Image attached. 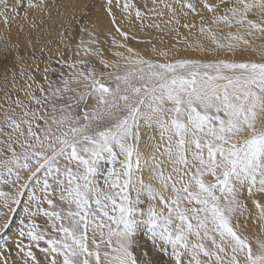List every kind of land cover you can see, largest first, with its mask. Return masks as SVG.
Here are the masks:
<instances>
[{
  "label": "snow or ice",
  "instance_id": "1",
  "mask_svg": "<svg viewBox=\"0 0 264 264\" xmlns=\"http://www.w3.org/2000/svg\"><path fill=\"white\" fill-rule=\"evenodd\" d=\"M31 12L59 23L39 55ZM0 23V264H264V0H0Z\"/></svg>",
  "mask_w": 264,
  "mask_h": 264
},
{
  "label": "bare ground",
  "instance_id": "2",
  "mask_svg": "<svg viewBox=\"0 0 264 264\" xmlns=\"http://www.w3.org/2000/svg\"><path fill=\"white\" fill-rule=\"evenodd\" d=\"M73 2H79V3H84V2H87V0H64L63 1V4H70V3H73ZM31 15L33 16V17H35V18H37V19H43V20H45L46 22L45 23H49V24H52V28H55V30L56 31H58L59 30V23L57 22V23H54L52 20H49L48 19V17H47V15H41V14H37V13H35V12H31ZM53 18H54V20H57L58 18L56 17V13H55V10L53 11ZM39 24V23H38ZM53 24L55 25V26H53ZM15 24H13L12 25V29H13V31H12V33L10 34L11 35V38L12 39H14V40H16V41H14V42H17V41H19L20 43H21V47L22 46H24L25 48H26V41H25V38L23 37V35H19L18 36V28H17V26L15 25ZM48 25V24H47ZM41 26L40 28H39V30H38V32L37 31H33L32 29H30L28 26H25V30L27 31V32H29L30 34H31V39L33 40V44H34V46L36 47V50H39V45H37L36 43H35V41H36V36L39 34L40 36H41V40L42 39H44L46 36H47V34H46V32H45V29L48 27V26ZM0 26H1V28H2V32L4 31V28H5V26L3 25V24H0ZM50 27V26H49ZM183 31V30H182ZM155 32H154V30H151V33H150V36H153V34H154ZM8 34V33H7ZM53 34H54V32H53ZM157 34V33H156ZM161 34H163V33H161ZM9 35V34H8ZM164 35V34H163ZM55 36V35H54ZM48 37H51V36H48ZM56 37V36H55ZM156 37V36H155ZM165 37H167V36H165ZM153 38V37H152ZM52 39H53V37H52ZM55 39V38H54ZM53 39V40H54ZM43 41V40H42ZM176 44V39H169V41H167V43L166 44H161V43H159L158 44V48L157 49H163V50H165V47H168V48H172V46L173 45H175ZM131 46L132 47H135V48H137V49H139L140 51H142L145 55H146V57L147 58H152V59H156L157 57H155V56H153L151 53H150V51H149V49L150 48H146V49H144L140 44H136V43H132L131 44ZM177 47V46H176ZM182 47V46H181ZM196 55L197 54H193V53H184V52H180L179 54H178V56H177V58H185V57H189V58H196ZM250 56L251 55H253V58H257L256 56H255V54H249ZM238 58H246V57H238ZM161 62H163V61H161ZM259 233V228H258V226H255V225H250V227H249V229H248V232H247V234H249V235H253V234H258ZM3 240V239H2Z\"/></svg>",
  "mask_w": 264,
  "mask_h": 264
},
{
  "label": "rangeland",
  "instance_id": "3",
  "mask_svg": "<svg viewBox=\"0 0 264 264\" xmlns=\"http://www.w3.org/2000/svg\"><path fill=\"white\" fill-rule=\"evenodd\" d=\"M63 1L64 0H55V2L56 3H58V4H63ZM54 11V10H53ZM30 15H31V13H30ZM32 16V15H31ZM36 20H37V23H39V21H40V19H37L36 18ZM46 21L44 20V25L46 26L47 24V26L49 27H52V24H49V23H45ZM17 23H22V21H18V22H16V23H14L16 26H17ZM0 24H2V23H0ZM14 25V26H15ZM43 25V26H44ZM25 26H27V25H25ZM53 26H55L54 24H53ZM53 29H55V28H53ZM154 34H153V36H150V37H143L144 39H147V38H152L153 39V43L156 45V47L158 48V44L160 43L157 39H156V37H160V36H163V38H164V43L163 44H166L167 43V41H169V39H175V38H173V37H171V36H167V37H165V35H163V34H161V33H159V32H156L155 30H154ZM157 33V34H156ZM0 35H4V36H7L8 34L5 32V31H3L2 32V28H1V26H0ZM56 30L54 31V34H52V36L51 37H48V35L44 38V39H42V40H49V39H51V40H53L54 38L56 39ZM156 36V37H155ZM52 37H53V39H52ZM12 39V38H11ZM54 39V40H55ZM13 40V42L14 41H16V40H14V39H12ZM144 49H146V48H151V45H143V44H140ZM177 47H181L182 45H176ZM22 48H25L24 46H22ZM168 49H170V48H168V47H165V50H168ZM37 54L39 55V50H37ZM251 58H253V55H251ZM253 59H255V58H253ZM29 63H31V62H29ZM41 67H43V65H41ZM18 224H19V220H17V222H16V224H14L13 225V227H12V229H11V231L6 235V236H3L2 237V239L3 240H7V241H9V243L11 242V239H12V237L15 235V233L18 231ZM0 242H2V240H0Z\"/></svg>",
  "mask_w": 264,
  "mask_h": 264
}]
</instances>
